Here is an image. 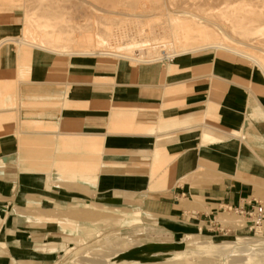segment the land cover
<instances>
[{
	"label": "rangeland",
	"instance_id": "obj_1",
	"mask_svg": "<svg viewBox=\"0 0 264 264\" xmlns=\"http://www.w3.org/2000/svg\"><path fill=\"white\" fill-rule=\"evenodd\" d=\"M0 13L17 16L16 24L0 25V45L3 41L11 46H0V51L6 46L10 50L4 57L6 63L0 62V66L10 65L17 58L14 77H0V128L3 120L8 119L11 108L13 113L19 114L26 107L42 105L40 97L31 91L37 84L35 77H41L40 72H33L35 59L41 52L64 55L69 62L68 81L90 82L86 86L94 92L115 88L116 84L119 86L120 79L116 78L122 74L118 69L128 68L135 62L165 60L173 71L174 63H179L178 56L167 57L164 53L169 55L191 49L198 50L189 52L182 62L190 64L219 55L242 62L252 70V77L264 79V0H0ZM88 53L94 55H86ZM214 66L215 73L221 72L220 60L215 59ZM250 96L251 93L242 98L245 109ZM258 98L264 114V99ZM173 102L175 107L181 100ZM47 103L43 102L44 105ZM80 104L79 98L76 99L77 112ZM211 104L208 99L204 110L195 119L179 120L175 116L160 114L158 122H141V128L134 125L122 128L120 124L126 121L124 117L130 112L115 111L111 114L113 122L108 123L107 131L150 134L164 128L202 122L205 117L218 118L217 111L228 109L226 104H221L208 111ZM122 106L126 111L132 108L118 104V107ZM42 117L37 115L32 120L18 118L15 129L18 133L13 135L11 151L6 150L8 142L3 139L0 154L15 153L16 159L10 154L0 158V179L7 160L14 172L19 171L21 182L19 187L13 184L7 192L2 190L5 187L0 182V201L6 204L5 214L10 213L13 222L16 217L23 219L22 223L28 219L44 220L47 229L62 232L63 241L55 248L52 247L55 238L50 234H46L49 246H44V242L35 243L34 254H41L47 264H264V221L254 223L251 228L242 225V216L229 206H225L224 213L217 217L222 221L221 228H212L210 222L199 221L194 210L187 216H178L192 223L183 222L192 227L184 228V232L171 242L157 241L158 230L145 222L139 206L106 198L105 194L99 193L105 188L98 182L97 152L82 149L64 166L55 163L58 162L57 155L73 151L55 146L80 145L74 140L75 136L67 135L76 133L73 131L59 129L52 132V136H41V132L47 133L46 129L50 128L37 122L42 121ZM133 122L138 123L131 119ZM257 127L260 130L258 124H254L251 130L260 138L262 135ZM33 130L36 134L29 135L30 141L27 142L25 131ZM60 132L66 135H58ZM237 135L245 141L243 131H238ZM200 142L205 143L201 133ZM40 143L55 146L46 145L49 149L44 154L25 150L26 147L40 150ZM255 145L258 147L259 144ZM159 152L153 150L152 174L156 173L161 161L157 160ZM250 153L242 143L240 155ZM42 154L46 155V162L54 165L42 169L27 165L33 162L35 166ZM44 172L49 173L54 188L59 187L57 180L60 182V194H55V199L50 195L51 191L42 190L46 194L41 197L39 190L25 183ZM75 184L76 192L71 189ZM227 223L235 227H227ZM202 224H208L210 229L202 228Z\"/></svg>",
	"mask_w": 264,
	"mask_h": 264
},
{
	"label": "crops",
	"instance_id": "obj_2",
	"mask_svg": "<svg viewBox=\"0 0 264 264\" xmlns=\"http://www.w3.org/2000/svg\"><path fill=\"white\" fill-rule=\"evenodd\" d=\"M16 23L17 16L13 13H0V25ZM7 46L0 51L2 54L7 50L6 54L0 57V62L6 63L4 57L10 51ZM184 56L178 57L179 63H174L173 71L165 60L132 63L128 68L118 69L122 74L120 78H116L120 79L119 86L116 84L115 88L94 92L86 86V83L90 82L68 81L69 62L64 55L39 53L33 65V72H40L41 77L34 76V82L37 84L31 91L40 97L42 105L26 107L25 111L21 110L19 114L10 109L8 119L3 120L0 128V153L3 152V139L8 142L6 150L11 151L13 135L18 133L15 131L18 118L32 120L34 116H43L42 121L37 122L49 125L50 128L46 129L47 133L41 132V136H52L59 129L73 131L76 133L67 135L75 136L74 140L80 146L40 143V150L30 147L25 150L44 154V151L49 149L46 145L73 150L72 153L63 151L57 155L58 162L55 163L62 166L73 154L81 153L82 149L97 152L95 158L98 160V182L105 188L99 193L105 194L106 198L125 203L133 202L139 206L145 222L158 230L157 241L171 242L179 233L184 232V228L192 227L183 222L189 225L192 223L179 219L178 216H187L186 214L194 210L199 216V221L210 222L212 228H221L222 221L217 217L224 213L225 206H229L242 216V225L253 227L256 222L253 215L248 214V210L258 203L264 205V114L258 98L264 99V79L252 77V70L231 58L213 55L208 59L188 64V61L182 62ZM215 59L221 61L219 73L214 72ZM16 69L17 58L10 65L0 66V77L13 78ZM113 73L115 74L114 70ZM87 92L90 93L89 96ZM250 93L252 96L245 109L241 101L243 96ZM78 98L81 104L77 112ZM208 99L212 103L208 111L221 104H226L228 109L217 111L218 118L205 117L202 122L164 128L150 134L107 131L108 123L113 122L111 114L115 111L130 112L132 115L124 117L126 121L120 124L122 128L131 125L141 128V122H158L160 114L175 116L179 120H191V117L195 119L204 110V103ZM176 100L181 102L174 107L173 101ZM47 101H56L58 104H48ZM43 102L47 104L44 105ZM118 104L132 108L126 111L123 106L118 107ZM131 119L138 123L132 124ZM254 124L259 125L260 130L258 127L256 129L262 135L260 138L258 133L253 134L251 130ZM86 128L94 131H80ZM238 131H243L245 141H241L237 135ZM200 133L205 143L200 142ZM25 134L26 141L29 142L30 136H34L36 131H25ZM58 135L66 133L60 132ZM242 143L252 153L241 156ZM255 143L259 144L258 147ZM153 150L160 151L157 160H161L158 167L155 165V174L151 173L154 164ZM6 154L14 155L16 159L15 153L0 154V158ZM43 154L35 166L32 165L33 162L27 165L40 166L41 169L54 165L46 162V155ZM4 166L0 182L5 187L2 190L7 192L15 183L19 187L21 178L19 171H13L9 161L6 160ZM57 182L59 187L54 188L49 173L44 172L42 176L29 178L25 183L32 189L39 190L41 197L46 194L42 190L51 191L50 195L55 199L54 195L60 194L61 187L59 180ZM152 183L155 185L153 188L150 187ZM27 186L23 185V188ZM76 186L77 184L71 188L75 192L78 190ZM5 206L6 204L0 201V264H47L41 254H34L35 243L47 244L49 240L46 234H50L55 238L52 245L55 248L63 241L62 232L47 229L44 220L28 219L22 223L23 219L18 220L16 217L13 222L10 211L8 215L5 214ZM263 221L264 219L261 220ZM201 226L210 229L208 224ZM231 226L235 227L227 223V227Z\"/></svg>",
	"mask_w": 264,
	"mask_h": 264
},
{
	"label": "built area",
	"instance_id": "obj_3",
	"mask_svg": "<svg viewBox=\"0 0 264 264\" xmlns=\"http://www.w3.org/2000/svg\"><path fill=\"white\" fill-rule=\"evenodd\" d=\"M248 214H252L254 217V222H258L264 219V205L263 204H256L252 207L251 210H248Z\"/></svg>",
	"mask_w": 264,
	"mask_h": 264
},
{
	"label": "bare ground",
	"instance_id": "obj_4",
	"mask_svg": "<svg viewBox=\"0 0 264 264\" xmlns=\"http://www.w3.org/2000/svg\"><path fill=\"white\" fill-rule=\"evenodd\" d=\"M203 38V37H202ZM7 42V41H6ZM5 44V42H1V45H4ZM0 45V46H1ZM211 47H216V46H211ZM201 49V48H200ZM193 50H198V49H191V50H188V51H183V52H174L173 54H167L166 52L164 53L165 54V56H167V57H169V56H173V55H177L178 57L179 56H183V55H187L189 52L191 53V51H193ZM6 51L7 50H5L4 52L6 53ZM3 52V53H4ZM3 53L2 54H0L1 56L3 55ZM89 54V53H88ZM256 114V113H255ZM264 116V115H263ZM47 244H45L44 246H46ZM42 247V246H41Z\"/></svg>",
	"mask_w": 264,
	"mask_h": 264
}]
</instances>
